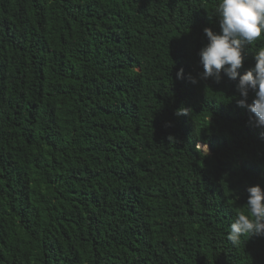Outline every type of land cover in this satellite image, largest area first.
<instances>
[{
	"label": "trees",
	"instance_id": "trees-1",
	"mask_svg": "<svg viewBox=\"0 0 264 264\" xmlns=\"http://www.w3.org/2000/svg\"><path fill=\"white\" fill-rule=\"evenodd\" d=\"M217 3L0 0V264H264L227 239L264 130L199 77Z\"/></svg>",
	"mask_w": 264,
	"mask_h": 264
},
{
	"label": "clouds",
	"instance_id": "clouds-1",
	"mask_svg": "<svg viewBox=\"0 0 264 264\" xmlns=\"http://www.w3.org/2000/svg\"><path fill=\"white\" fill-rule=\"evenodd\" d=\"M214 15L219 18L220 32L211 28L203 30L208 43L199 52V63L203 67L199 77L220 82L226 76L234 81L239 94L236 103L250 114L249 126L264 130V47L252 52L254 65L243 74L240 72L246 50L264 35V0H218ZM177 78H183V69L177 72ZM189 81L198 83L192 76ZM250 92L255 96L248 103ZM186 112L180 109L176 114ZM247 193L244 210L235 214L229 226L227 239L233 245L239 244L245 236H264V189L257 184L248 187Z\"/></svg>",
	"mask_w": 264,
	"mask_h": 264
},
{
	"label": "rangeland",
	"instance_id": "rangeland-1",
	"mask_svg": "<svg viewBox=\"0 0 264 264\" xmlns=\"http://www.w3.org/2000/svg\"><path fill=\"white\" fill-rule=\"evenodd\" d=\"M200 147H201V145H200ZM207 147V146H206ZM206 147H201L204 151H207V149H208V147H207V149H206ZM209 151V150H208Z\"/></svg>",
	"mask_w": 264,
	"mask_h": 264
},
{
	"label": "bare ground",
	"instance_id": "bare-ground-1",
	"mask_svg": "<svg viewBox=\"0 0 264 264\" xmlns=\"http://www.w3.org/2000/svg\"><path fill=\"white\" fill-rule=\"evenodd\" d=\"M201 147H205L203 144H201Z\"/></svg>",
	"mask_w": 264,
	"mask_h": 264
}]
</instances>
